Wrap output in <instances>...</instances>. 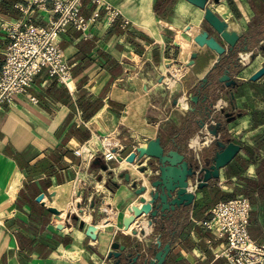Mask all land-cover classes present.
I'll return each mask as SVG.
<instances>
[{
    "label": "crops",
    "instance_id": "1",
    "mask_svg": "<svg viewBox=\"0 0 264 264\" xmlns=\"http://www.w3.org/2000/svg\"><path fill=\"white\" fill-rule=\"evenodd\" d=\"M45 5L0 0V70L9 41L5 24L19 19L48 26L56 14L52 2ZM207 7L248 33L250 50L264 43V0H208ZM191 11L200 14L198 22ZM80 13L85 30L69 24L60 34L69 78L63 82L43 68L0 112V264H112L107 253L113 242L146 252L159 234L162 245L170 242L163 264H230L217 255L225 239L203 221L217 202L240 194L251 207L249 234L264 244V76L250 80L262 66L255 62L259 55L235 73L234 108L226 87L216 102L217 109L241 113L227 128L240 149L219 178L196 190L191 205L175 211L163 228L149 227L142 214L125 229L128 207L138 201L136 181L124 171L107 179L108 162L120 163L139 142L157 136L167 148L174 139L188 158L207 146L210 136L180 107L217 54L193 41L192 33L207 26L204 10L188 0H82ZM194 51L198 57L187 66ZM107 139L114 143L107 147ZM108 151L117 159H106ZM71 183L78 220L69 216L73 210L55 220L49 189L57 193ZM80 219L97 226L96 239Z\"/></svg>",
    "mask_w": 264,
    "mask_h": 264
},
{
    "label": "water",
    "instance_id": "2",
    "mask_svg": "<svg viewBox=\"0 0 264 264\" xmlns=\"http://www.w3.org/2000/svg\"><path fill=\"white\" fill-rule=\"evenodd\" d=\"M188 1L204 10L203 20L207 26L192 33L193 41L201 47H208L217 54V57L203 76L194 82L192 88H197L196 92L187 94V105L181 106L180 109L186 114L196 116L198 126L204 130L202 135H209L210 141L198 152H193L190 158L182 150V145L174 139L171 148L166 147L160 136L137 144L135 150L125 157V161L137 162L142 173L150 168L152 174L149 175V187L144 181L140 184L133 183L138 201L137 204L128 207L131 215L123 218L125 229L142 214H145L149 227L153 226L154 230L163 228L165 222L173 218L175 211L182 212L185 207L191 205L196 190L208 186L210 182L219 178V169L240 149V146L227 136V128L228 123L241 113L237 112L234 115L227 112L225 107L217 109L215 106L219 97L223 95L222 89L226 87L229 92L228 104L234 108L233 90L238 85L235 73L237 74L244 65V61L249 62L255 57L256 48L249 49L254 41L252 42L251 36L244 33L235 23L220 18L207 7L208 0ZM197 57L198 52H192L187 66L193 65ZM262 76L264 63L250 76V80H257ZM177 102L176 99L174 103ZM148 158L152 160L149 159L147 165L144 162ZM119 159L122 160L121 157ZM125 177L129 179V174ZM49 192L52 195L55 189L50 187ZM40 203H46L44 197L40 199ZM48 210L54 214L55 220H62L61 209L49 205ZM69 216L78 220L77 215ZM79 226L85 227V234L88 237L96 239L98 228L95 224L85 225V221L80 219ZM140 232L145 231L141 229ZM154 242V246H150L146 252L141 251L138 245L136 251H132L126 250L125 245L113 242L107 258L113 259L112 264H163L170 249V242L162 245L160 234Z\"/></svg>",
    "mask_w": 264,
    "mask_h": 264
},
{
    "label": "built area",
    "instance_id": "3",
    "mask_svg": "<svg viewBox=\"0 0 264 264\" xmlns=\"http://www.w3.org/2000/svg\"><path fill=\"white\" fill-rule=\"evenodd\" d=\"M48 1L56 14L48 26L19 19L5 24L9 41L0 70V112L16 95L27 91L43 68L63 82L69 78L70 67L60 46V34L69 24L85 30L87 22L80 13L82 0H28V4L44 9ZM103 155L106 159L116 158L110 151ZM250 208L246 196L236 195L217 202L211 209V218L203 221L215 235L225 239L217 255L230 264H264V244L252 239L248 231Z\"/></svg>",
    "mask_w": 264,
    "mask_h": 264
},
{
    "label": "rangeland",
    "instance_id": "4",
    "mask_svg": "<svg viewBox=\"0 0 264 264\" xmlns=\"http://www.w3.org/2000/svg\"><path fill=\"white\" fill-rule=\"evenodd\" d=\"M197 12V11H196ZM196 12H194V11H191L190 13H188V16L190 17V19H192L193 21H194V23H196V22H198V19H199V17H200V14L199 13H196ZM205 24V23H204ZM200 29V28H199ZM262 45H264V43L262 44ZM262 45H257V47H256V55H255V57L252 59V60H250L249 62H247V61H244L243 62V66H242V68H246L249 64H251L252 62H253V60H255V58H257V56L259 57L258 59H256V65H262L263 63H262V61L260 60V59H262V57H264V50H262L261 49V46ZM244 57L246 58L247 57V55H244ZM177 73V72H176ZM167 76H169V75H167ZM166 77V76H165ZM169 83L171 84V85H173V80H171V79H169ZM106 141V143L108 144L107 145V147L109 146V144H110V142H112L111 140H109L108 141V139L107 140H105ZM108 141V142H107ZM112 159H117V158H112ZM150 160H152V159H150ZM150 160H146V164L148 165L149 164V161ZM108 164L110 165V166H112V169H111V171H106V172H104L106 175H109V172H110V177H108L107 179H113V178H116V179H118L119 178V171H124V172H129L130 173V176L132 177V178H134L135 179V181L137 182V183H141L142 181H144V179L145 180H149V174H143L140 170H139V166H138V163L136 162L135 164H137V167H136V169H137V171H136V173H133L132 171H130V169H128V168H125V167H123L120 163H117V161H113V162H111V161H109L108 162ZM97 165H99V164H97ZM148 169H150V168H148ZM147 169V170H148ZM150 171V170H149ZM151 172V171H150ZM103 173V172H102ZM112 176V177H111ZM65 186H67V190L68 189H71V192L73 191V186H74V184L73 183H71L70 185L69 184H67V185H65ZM65 186H60L59 188H57V190H56V192H57V194L58 193H60V192H62L61 191V188L62 187H65ZM48 197L50 196L49 194L47 195ZM74 198H75V195H74ZM53 200L54 199H52V203H53ZM55 205V204H54ZM58 206H60V205H58ZM67 211H66V214L70 211V210H73V211H75L73 214H75V215H78V213H79V209H78V207H77V205L75 204V200H71V203H70V205L69 206H63ZM74 223H77V221H74Z\"/></svg>",
    "mask_w": 264,
    "mask_h": 264
},
{
    "label": "bare ground",
    "instance_id": "5",
    "mask_svg": "<svg viewBox=\"0 0 264 264\" xmlns=\"http://www.w3.org/2000/svg\"><path fill=\"white\" fill-rule=\"evenodd\" d=\"M185 41H187V40H185ZM110 143H114V142L112 141ZM120 163H121V165L123 167L130 169V171H132L133 173H136L137 169L135 167V163H129V162L125 161L124 159ZM146 182H147V180L144 179V183L145 184H146ZM61 191L62 192H60L58 194L55 193V194L52 195V199H54L53 203H52V206H55V207L61 209L62 210L61 216L64 217L65 212L67 210L63 206H69L70 203H71V189L67 190V186H65V187L61 188ZM117 197H119V196H117ZM58 205H60V206H58Z\"/></svg>",
    "mask_w": 264,
    "mask_h": 264
},
{
    "label": "flooded vegetation",
    "instance_id": "6",
    "mask_svg": "<svg viewBox=\"0 0 264 264\" xmlns=\"http://www.w3.org/2000/svg\"><path fill=\"white\" fill-rule=\"evenodd\" d=\"M261 49L264 50V45L261 46ZM227 112H230L231 114H234L235 113L231 109H229Z\"/></svg>",
    "mask_w": 264,
    "mask_h": 264
}]
</instances>
